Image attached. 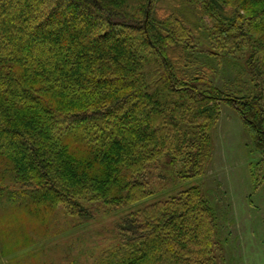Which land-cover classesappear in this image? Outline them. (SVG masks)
<instances>
[{
	"label": "trees",
	"instance_id": "obj_1",
	"mask_svg": "<svg viewBox=\"0 0 264 264\" xmlns=\"http://www.w3.org/2000/svg\"><path fill=\"white\" fill-rule=\"evenodd\" d=\"M245 50L248 92L195 72ZM222 103L264 154V0H0V201L14 210L87 222L85 203L147 198L138 177L164 156L199 176ZM215 222L190 187L124 216L111 264H217Z\"/></svg>",
	"mask_w": 264,
	"mask_h": 264
},
{
	"label": "rangeland",
	"instance_id": "obj_2",
	"mask_svg": "<svg viewBox=\"0 0 264 264\" xmlns=\"http://www.w3.org/2000/svg\"><path fill=\"white\" fill-rule=\"evenodd\" d=\"M194 17L204 24L196 12ZM246 52L229 60L209 61L201 55L195 72L222 91L248 92ZM210 135L211 156L199 176L180 178L164 156L138 177L150 192L147 198L111 212L96 202L85 203L94 214L87 222L62 206L26 214L0 201V264H111L121 242L117 225L124 216L193 186L200 188L215 216L217 264H264V154L254 149L238 113L224 103Z\"/></svg>",
	"mask_w": 264,
	"mask_h": 264
}]
</instances>
